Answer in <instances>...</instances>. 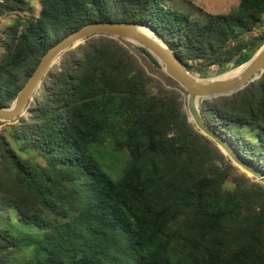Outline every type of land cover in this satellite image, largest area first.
Listing matches in <instances>:
<instances>
[{"label":"trees","instance_id":"trees-1","mask_svg":"<svg viewBox=\"0 0 264 264\" xmlns=\"http://www.w3.org/2000/svg\"><path fill=\"white\" fill-rule=\"evenodd\" d=\"M164 1L38 0L34 16L28 0H0V13L15 14L0 38V106L47 48L89 22L147 24L202 76L246 61L264 40L230 44L261 23L264 0L203 22ZM136 50L147 70L107 36L66 51L26 112L0 128V264H264V185L193 127L179 86ZM200 107L264 173V73ZM103 146L126 158L116 178Z\"/></svg>","mask_w":264,"mask_h":264},{"label":"water","instance_id":"water-1","mask_svg":"<svg viewBox=\"0 0 264 264\" xmlns=\"http://www.w3.org/2000/svg\"><path fill=\"white\" fill-rule=\"evenodd\" d=\"M96 36L113 38L127 48V44L143 48L163 73L179 86L181 98L184 99L183 109L193 127L207 137L231 164L264 185V173L241 155L229 137L206 121L200 107L203 100L233 94L264 73V40L246 61L234 66V56L227 70L214 76L198 77L189 72L159 32L149 25L130 21L89 22L65 34L47 48L9 104L0 106V121L11 123L24 114L37 94L42 78L59 62L62 54Z\"/></svg>","mask_w":264,"mask_h":264},{"label":"rangeland","instance_id":"rangeland-1","mask_svg":"<svg viewBox=\"0 0 264 264\" xmlns=\"http://www.w3.org/2000/svg\"><path fill=\"white\" fill-rule=\"evenodd\" d=\"M28 2L32 8L30 14L37 16L39 12L38 0H28ZM237 2L238 0H165L164 6H170L182 10L184 12H187L192 19H195L199 22H203L210 15L228 12L230 9L234 8L237 5ZM14 16H15L14 12L0 13V38H5L4 31L12 23ZM263 35H264V16L260 24H258L256 27L248 31L243 32L238 36V38H236L230 44H233L237 40H244L247 41L248 46H254L255 39ZM127 46L135 54L139 63L144 66V63L142 61V55L136 50L137 47L134 46L132 47L129 44H127ZM0 57H1V50H0ZM191 64L193 68L190 69L189 72L194 76H198V77L214 76L219 73V67L217 65H210L207 69H205V76H202L195 69L199 67V64L195 62H191ZM144 67L147 70L146 66ZM161 72L163 71L161 70ZM148 73L151 74L153 77L157 78L155 74L149 71ZM182 100L184 102L183 98ZM252 134L253 132L251 130L246 129L245 135L248 138H251ZM101 156L102 158L100 157V159L105 165L104 167L105 172L116 178L115 171H118L125 164L126 162L125 156H123L122 154L119 155L114 154L110 151L109 147H104V146L102 147L101 150ZM235 167L237 168L238 173H243L239 167L237 166ZM27 231L28 233L32 232L31 230H27ZM29 251H30L29 246L16 249L12 253V258H14V261H20L24 256L27 255Z\"/></svg>","mask_w":264,"mask_h":264},{"label":"built area","instance_id":"built-area-1","mask_svg":"<svg viewBox=\"0 0 264 264\" xmlns=\"http://www.w3.org/2000/svg\"><path fill=\"white\" fill-rule=\"evenodd\" d=\"M3 124H4V122H1V121H0V128L3 126Z\"/></svg>","mask_w":264,"mask_h":264}]
</instances>
